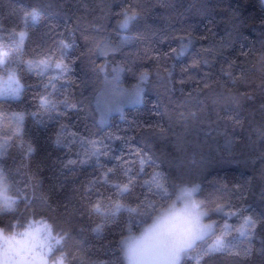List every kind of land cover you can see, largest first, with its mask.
<instances>
[{
	"label": "trees",
	"instance_id": "16d2710c",
	"mask_svg": "<svg viewBox=\"0 0 264 264\" xmlns=\"http://www.w3.org/2000/svg\"><path fill=\"white\" fill-rule=\"evenodd\" d=\"M34 8L41 12L35 24L24 19ZM129 8L138 16L121 29ZM21 30L28 33L22 48ZM1 33L17 34L0 46V59L12 61L24 89L19 99L0 97V170L15 201L13 211H0V229L55 219L71 232L66 264H123L119 241L127 231H138L181 185H199L216 228L181 264H264V0H0V43ZM72 38L63 60L70 71L28 70L49 54L55 62L57 42ZM105 44L115 51L102 55ZM114 68L130 87L146 74L144 100L102 126L96 104ZM49 93L76 107L45 111L39 97ZM14 114H23L22 125ZM90 140L107 145L102 167L69 163L84 158ZM137 154L148 163L139 175L138 163L124 175ZM108 168L115 170L108 184L90 185ZM244 216L261 221L250 242L237 231ZM222 231L233 250L204 255L209 237Z\"/></svg>",
	"mask_w": 264,
	"mask_h": 264
},
{
	"label": "snow or ice",
	"instance_id": "6c2138e0",
	"mask_svg": "<svg viewBox=\"0 0 264 264\" xmlns=\"http://www.w3.org/2000/svg\"><path fill=\"white\" fill-rule=\"evenodd\" d=\"M124 19L119 22V27L121 29H127L129 24L132 21H135L138 13L133 11L132 8L125 10L122 13ZM31 19L33 24L38 23L41 18V12L39 9H32L25 14V21ZM27 27V24L25 25ZM17 35L14 33V36ZM19 36V46L23 47V41L28 38L27 31L21 30L18 33ZM59 48V57L55 62L52 60V54L46 55L42 59L36 61L28 62V70L30 72H34L37 76H43L44 71L41 69V65L44 68L54 67L55 69H59L61 73L70 71V64L63 63V60L68 56L69 50H74L75 48V38L70 39L69 41H65L61 39L57 42ZM99 47V46H98ZM115 51V49L110 48L109 45L105 44L102 48H100V53L102 55H107L109 51ZM17 49H13L12 52L15 54ZM5 55V54H0ZM12 63L9 60L8 64H4V61L0 59V65H4L3 68H0V71H12L10 69V64ZM103 71V68L100 69ZM113 71L119 72L120 69H114ZM231 75V73H228ZM10 78H15V73H12ZM59 77H55L53 79H58ZM146 79V74H141V81L143 82ZM16 83L19 85V80H16ZM52 83V80H49V84ZM47 87V85H45ZM24 89L23 85H20L16 89L12 91V98L19 99L20 93ZM3 93H0V96H3ZM52 93H49L47 96H41L40 99V107L45 111H55L57 105H62L65 112L68 109H73L76 107L65 95L63 100L54 101L50 97ZM2 111V109H0ZM61 115L65 114L64 112L60 113ZM14 119L17 121L18 125H22L24 122L23 114H14ZM19 131V129H18ZM59 143V141H58ZM88 145V150L83 154L84 158L79 159L78 161H70L69 163L75 164H86L90 160H95V162L100 165V158L102 156L107 155V145L103 143V141L90 140L86 142ZM139 164V168L136 172V175H139L140 172L143 171V166L148 163L147 157H142L137 154L136 161H129L126 165L122 166L121 171L124 175H127L128 172L131 171V165ZM102 167V165H100ZM115 170L112 168H108L101 173V176L97 180L90 181V185H97L100 183L108 184L110 180V174H114ZM153 181L156 183L158 188H163V184L159 182V179L154 176ZM133 182V177H128V183H124L121 181L120 184L115 185V187L123 192L127 191L128 184ZM7 177L3 170H0V198H2L3 203L0 204V211H13V204L15 201L5 195L7 191ZM196 191L200 190V186H196ZM22 191V190H20ZM187 195H191L190 192L186 193ZM116 209L119 210L120 205L117 203L115 205ZM96 212H100L101 206L97 203L94 207ZM223 206L218 205L216 211H222ZM237 213H228V215H236ZM67 221H65L66 223ZM259 221L257 218L252 216H244L243 223L240 228L237 229L240 236L243 238L242 242H250L252 236L254 235V230ZM31 227V226H30ZM212 228L211 224H204L199 217L196 218L195 225L190 228L181 238L180 240V248L179 255L177 258L179 259V264H181L182 260H187L190 258V250L194 248L201 247L205 243V237L208 236V230ZM99 230V229H97ZM35 231H39L36 229ZM0 237H3L4 244L0 245V264H66L68 260V256L66 254V243L69 239H71V232L69 229L61 228L59 223L53 219L51 223H44V232L40 239V243H37V237L34 233L25 231L21 234L20 239H16V236L13 235L11 237L3 235V229H0ZM215 239V243H211L212 239ZM210 244L207 247V251L204 255H210L215 252H231L233 250L232 247L227 246L223 240V231L221 232V236L215 237L213 234L212 237H209L207 241ZM248 250L246 249L244 254H247ZM239 254V253H237ZM203 257H201V260ZM169 264H174V262H169ZM196 264H200V261H197Z\"/></svg>",
	"mask_w": 264,
	"mask_h": 264
},
{
	"label": "clouds",
	"instance_id": "9594fccd",
	"mask_svg": "<svg viewBox=\"0 0 264 264\" xmlns=\"http://www.w3.org/2000/svg\"><path fill=\"white\" fill-rule=\"evenodd\" d=\"M195 189L194 185H181L175 198L142 222L138 231H127L119 241L123 264H179L182 236L195 225L197 217L202 221L208 215Z\"/></svg>",
	"mask_w": 264,
	"mask_h": 264
},
{
	"label": "rangeland",
	"instance_id": "374dc122",
	"mask_svg": "<svg viewBox=\"0 0 264 264\" xmlns=\"http://www.w3.org/2000/svg\"><path fill=\"white\" fill-rule=\"evenodd\" d=\"M1 35L4 37V40L0 43V46L8 45L10 42H16L14 40V33H1ZM12 73L13 71H10L6 76H0V93L4 94L0 97H12V91L21 85H18L16 83V80H18V78L16 77L15 72V78H10L12 76ZM122 80L123 75L121 73V70L119 72L114 71L111 77H106L105 87L100 93L96 104L100 112V124L102 126H105L109 123L113 114L123 113L127 107L140 105L143 103V83L146 81V79L143 82L140 79L139 83L132 87L124 84ZM2 203L3 200L2 198H0V204ZM202 222L204 224L212 225V228L208 230V235L215 230L216 219L209 220L207 219V216H205ZM44 223V221L36 222L31 227H28L27 229L20 232H6L3 230V235L8 237L15 235L16 239H20L21 234L27 230L29 232L34 233V235L37 237L36 242L40 243V239L44 232ZM36 229H39V231H35ZM3 244L4 239L3 237H0V245Z\"/></svg>",
	"mask_w": 264,
	"mask_h": 264
}]
</instances>
